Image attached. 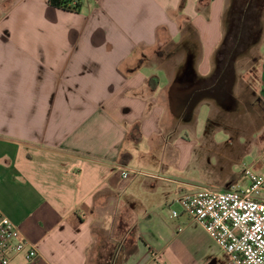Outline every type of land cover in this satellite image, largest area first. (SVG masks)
<instances>
[{
    "label": "crops",
    "instance_id": "crops-1",
    "mask_svg": "<svg viewBox=\"0 0 264 264\" xmlns=\"http://www.w3.org/2000/svg\"><path fill=\"white\" fill-rule=\"evenodd\" d=\"M48 1L13 0L0 13V213L40 254L11 264H105L97 212H115L99 223L107 231L125 206L135 241L114 238L109 264H219L217 242L175 209L186 191L174 185L186 183L170 169H180L181 125L204 95L229 91L230 0H84L79 12ZM260 84L264 106V41ZM120 168L180 185L147 178L137 191Z\"/></svg>",
    "mask_w": 264,
    "mask_h": 264
},
{
    "label": "rangeland",
    "instance_id": "rangeland-1",
    "mask_svg": "<svg viewBox=\"0 0 264 264\" xmlns=\"http://www.w3.org/2000/svg\"><path fill=\"white\" fill-rule=\"evenodd\" d=\"M12 1L0 0V13ZM229 11L232 12L233 22L239 26L237 27L239 34L235 33L231 42L242 44L236 51L232 73L228 78L229 91L221 90L204 95L202 110L199 109V113L191 123L180 127L179 138L185 140L180 151L182 160L179 163L180 169H170L171 177H174L170 179H178L186 183L184 185L176 183L180 186L174 185L186 191L184 193L193 192L197 188H209L221 192L233 187L244 189L249 186L245 167L264 154V106L261 102L260 84L264 41V0H235L234 3L230 0L227 8L228 13ZM230 21L232 22L231 19ZM172 61L167 66L169 73L175 69L173 65L176 60L172 59ZM166 151L164 164L169 165L172 163L171 150L168 152L166 149ZM141 180L147 178L141 176L125 180L121 176L120 183L123 187H129ZM176 180L173 181L177 182ZM135 184L139 191L138 183ZM138 196L140 199L145 198L140 194ZM105 201L108 208V205L113 203V198L107 196ZM174 206L175 209L182 207L180 204ZM121 210L117 216L118 227L107 231L100 229L99 223L102 221V216L115 212L107 209L97 212L100 217L96 223L98 224L97 243L94 250L100 256L107 257L106 260H102L105 264H109L111 260L116 242L114 238L124 243L132 244L135 241V216L126 206ZM219 264H227L225 257L220 259Z\"/></svg>",
    "mask_w": 264,
    "mask_h": 264
},
{
    "label": "built area",
    "instance_id": "built-area-1",
    "mask_svg": "<svg viewBox=\"0 0 264 264\" xmlns=\"http://www.w3.org/2000/svg\"><path fill=\"white\" fill-rule=\"evenodd\" d=\"M84 0H73L71 7ZM125 180L144 176L160 180L167 186L175 183L161 175L120 168ZM249 186L217 191L197 188L182 193L178 203L192 222L201 224L222 249L227 264H264V156L245 167ZM184 185V184H183ZM178 216L177 212L173 213ZM17 256L28 262L40 258L35 244L20 228L0 213V264H11Z\"/></svg>",
    "mask_w": 264,
    "mask_h": 264
},
{
    "label": "trees",
    "instance_id": "trees-1",
    "mask_svg": "<svg viewBox=\"0 0 264 264\" xmlns=\"http://www.w3.org/2000/svg\"><path fill=\"white\" fill-rule=\"evenodd\" d=\"M72 1L73 0H49L48 3H49L50 7L58 9V10H63V11H66V12H79L81 5L78 4L75 7H71L70 3ZM228 15L230 17L229 20L231 19L232 23L234 25V34L235 33L239 34V31L237 30V27H239V26L237 25L236 22H233L234 18H232V16H231L232 12L229 11ZM224 46H226V47H224L226 49L228 45L225 44Z\"/></svg>",
    "mask_w": 264,
    "mask_h": 264
},
{
    "label": "flooded vegetation",
    "instance_id": "flooded-vegetation-1",
    "mask_svg": "<svg viewBox=\"0 0 264 264\" xmlns=\"http://www.w3.org/2000/svg\"><path fill=\"white\" fill-rule=\"evenodd\" d=\"M242 43L241 42H239V44H237L236 46H235V50L237 51L238 50V48L240 47V45H241ZM232 47L231 46H227V49H226V52L224 53L225 54V56H224V60H225V62H230V61H232V59L234 58V55L236 54V51H234L233 50V48L231 49ZM233 52H234V54H233ZM233 54V55H232ZM229 69H230V67L229 68H225V71L222 73V78H223V84L225 85V86H227L228 85V83H229V77H230V73H229Z\"/></svg>",
    "mask_w": 264,
    "mask_h": 264
}]
</instances>
